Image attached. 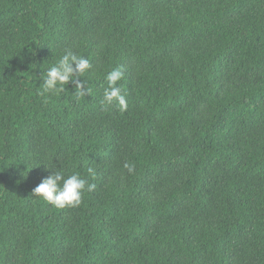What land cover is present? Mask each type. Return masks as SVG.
Masks as SVG:
<instances>
[{
    "label": "trees",
    "instance_id": "1",
    "mask_svg": "<svg viewBox=\"0 0 264 264\" xmlns=\"http://www.w3.org/2000/svg\"><path fill=\"white\" fill-rule=\"evenodd\" d=\"M66 48L91 93L45 103ZM56 169L95 190L33 196ZM0 264H264V0H0Z\"/></svg>",
    "mask_w": 264,
    "mask_h": 264
},
{
    "label": "clouds",
    "instance_id": "2",
    "mask_svg": "<svg viewBox=\"0 0 264 264\" xmlns=\"http://www.w3.org/2000/svg\"><path fill=\"white\" fill-rule=\"evenodd\" d=\"M92 65L88 59L77 55L71 48H66L57 62L48 68L39 78L43 82L37 89V94L44 98L47 103L51 96L67 91L65 85L74 86L73 98L79 101L80 98L90 95L91 89L87 81L81 79L89 73ZM122 68L117 67L106 75V87L103 89L101 105L104 108L116 107L120 112L127 110L128 104L119 82L123 79ZM123 167L129 174L134 173L135 164L125 162ZM48 169V168H46ZM49 170V169H48ZM89 174L94 176V170L88 169ZM96 188L95 183L82 178L79 173L66 175L62 169L51 170L47 178L33 189L32 195L42 199L57 209L78 207L85 192H92Z\"/></svg>",
    "mask_w": 264,
    "mask_h": 264
}]
</instances>
